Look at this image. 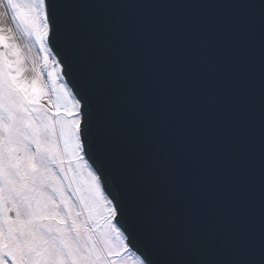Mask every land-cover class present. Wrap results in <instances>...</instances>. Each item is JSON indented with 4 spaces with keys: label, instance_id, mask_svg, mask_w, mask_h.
Masks as SVG:
<instances>
[{
    "label": "snow or ice",
    "instance_id": "1",
    "mask_svg": "<svg viewBox=\"0 0 264 264\" xmlns=\"http://www.w3.org/2000/svg\"><path fill=\"white\" fill-rule=\"evenodd\" d=\"M0 264H264V0H0Z\"/></svg>",
    "mask_w": 264,
    "mask_h": 264
}]
</instances>
